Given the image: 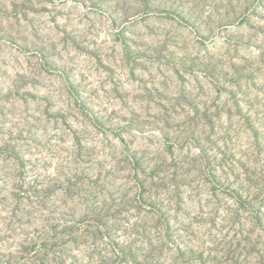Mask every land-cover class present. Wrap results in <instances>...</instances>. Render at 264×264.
<instances>
[{
	"label": "rangeland",
	"instance_id": "1",
	"mask_svg": "<svg viewBox=\"0 0 264 264\" xmlns=\"http://www.w3.org/2000/svg\"><path fill=\"white\" fill-rule=\"evenodd\" d=\"M0 264H264V0H0Z\"/></svg>",
	"mask_w": 264,
	"mask_h": 264
}]
</instances>
